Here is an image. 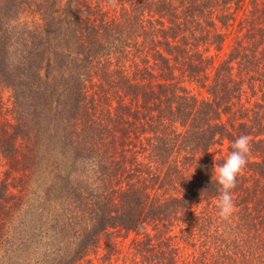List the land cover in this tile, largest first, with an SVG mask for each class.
<instances>
[{
	"label": "trees",
	"instance_id": "16d2710c",
	"mask_svg": "<svg viewBox=\"0 0 264 264\" xmlns=\"http://www.w3.org/2000/svg\"><path fill=\"white\" fill-rule=\"evenodd\" d=\"M0 264H264V0H0Z\"/></svg>",
	"mask_w": 264,
	"mask_h": 264
},
{
	"label": "clouds",
	"instance_id": "9594fccd",
	"mask_svg": "<svg viewBox=\"0 0 264 264\" xmlns=\"http://www.w3.org/2000/svg\"><path fill=\"white\" fill-rule=\"evenodd\" d=\"M231 151L220 163H215L212 177L218 186L216 207L221 218L229 219L235 210L232 190L236 187L237 178L247 166L250 154V140L247 135H241L231 142Z\"/></svg>",
	"mask_w": 264,
	"mask_h": 264
},
{
	"label": "rangeland",
	"instance_id": "374dc122",
	"mask_svg": "<svg viewBox=\"0 0 264 264\" xmlns=\"http://www.w3.org/2000/svg\"><path fill=\"white\" fill-rule=\"evenodd\" d=\"M6 97H7V95H6V94H3V98H4V100H6Z\"/></svg>",
	"mask_w": 264,
	"mask_h": 264
}]
</instances>
